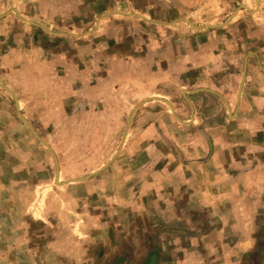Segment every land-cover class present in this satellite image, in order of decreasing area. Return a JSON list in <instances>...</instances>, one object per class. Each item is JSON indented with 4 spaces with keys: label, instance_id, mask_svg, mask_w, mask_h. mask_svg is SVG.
Instances as JSON below:
<instances>
[{
    "label": "crops",
    "instance_id": "obj_1",
    "mask_svg": "<svg viewBox=\"0 0 264 264\" xmlns=\"http://www.w3.org/2000/svg\"><path fill=\"white\" fill-rule=\"evenodd\" d=\"M1 2L21 3L14 16L56 36L68 31L54 25L79 17L80 34H70L80 75L111 81L122 64L124 81L144 87L114 159L74 182L80 205L67 212L76 219L52 214L45 233L29 226L30 263L264 264V0ZM222 17L250 19L251 31L207 27ZM33 43L31 54L53 57ZM145 113L155 118L136 120Z\"/></svg>",
    "mask_w": 264,
    "mask_h": 264
},
{
    "label": "rangeland",
    "instance_id": "obj_2",
    "mask_svg": "<svg viewBox=\"0 0 264 264\" xmlns=\"http://www.w3.org/2000/svg\"><path fill=\"white\" fill-rule=\"evenodd\" d=\"M19 6L21 3H0V18L5 12L6 16L11 15L7 22L0 19V84L16 88L22 115L52 147L58 164L21 119L14 99L0 89V264H35L28 258L33 243L28 233L30 225L33 232L45 233L44 222L52 214L60 218L63 213L65 219H76L77 216L67 210L74 213L79 208L80 190L76 187L80 184L69 180L97 173L114 159L132 108L143 99L139 95L144 89L140 83L130 85L124 81L122 64L117 67L118 72H122L120 78L112 76L111 81L100 80L92 73L80 75V56H76L80 42L70 34H80L79 17L69 20L66 27L54 25L59 31H68L66 36H56L32 27L34 21L30 17H22V22L14 16L13 8ZM22 10L25 16L31 14L29 7ZM180 19L184 18H176ZM238 20L222 17L210 18L208 22L232 23L234 29L246 25L251 31L250 19L241 24ZM219 34L232 35L227 31H219ZM33 40L44 48L52 46L53 57L50 51L47 56L31 54L28 49L34 44ZM60 41L64 42L62 46ZM46 58L53 62L51 73L50 67L44 64ZM50 74L52 81L48 82ZM238 86L239 83L233 85V90ZM136 118L146 123L155 115L138 114ZM57 165L60 181L67 182L73 189L59 188ZM105 177L103 181L107 183L109 179ZM230 228L232 230V226H228ZM232 243L233 240L228 242L229 246Z\"/></svg>",
    "mask_w": 264,
    "mask_h": 264
},
{
    "label": "water",
    "instance_id": "obj_3",
    "mask_svg": "<svg viewBox=\"0 0 264 264\" xmlns=\"http://www.w3.org/2000/svg\"><path fill=\"white\" fill-rule=\"evenodd\" d=\"M257 1V5H259V0H256ZM236 14V12L234 13V15ZM135 16V15H134ZM190 23V22H189ZM191 24V23H190ZM192 25V24H191ZM226 24H223V25H208L207 27L208 28H218V27H222V26H225ZM0 87L3 88V89H6L11 95H13V97L15 98V101H16V105H17V109H18V114L19 116L21 117V119L24 121V123L26 124V126L28 127V129L33 133V135L41 142L43 143L49 150L50 152L52 153V155L54 156L55 158V161L57 163L58 159L56 157V154L54 152V150L52 149V147L44 140L40 137V135L37 133V131L34 129V127L32 126V124L24 117V115H22V113L19 111V102H18V99L16 98V96L14 95V93L12 91H10L8 88H6L5 86L1 85L0 84ZM166 103L171 107L173 113H174V108L172 106V104L169 102V101H166ZM176 118L178 119V121L182 122V123H185L183 122L182 120H180L177 116ZM58 164V163H57ZM94 174H91V175H88L86 177H81V178H76V179H72V180H69V182H82V181H85L89 178H91ZM59 180H60V168L59 166L57 165V173H56V182L59 183ZM67 183V182H66Z\"/></svg>",
    "mask_w": 264,
    "mask_h": 264
}]
</instances>
